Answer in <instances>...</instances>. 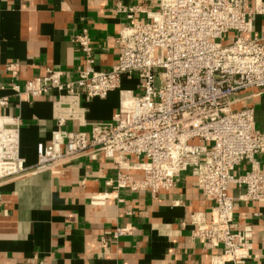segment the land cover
I'll list each match as a JSON object with an SVG mask.
<instances>
[{
	"label": "built area",
	"instance_id": "built-area-1",
	"mask_svg": "<svg viewBox=\"0 0 264 264\" xmlns=\"http://www.w3.org/2000/svg\"><path fill=\"white\" fill-rule=\"evenodd\" d=\"M118 5L126 23L120 33L121 52L109 71L95 69V46L88 30L76 35L83 68L74 80L64 73H45L17 84L0 83L22 101L52 93L57 129L50 146L37 145L38 163L28 170L20 154V120L0 116V183L26 174L50 172L82 157L102 155L118 166L115 191L148 192L157 198L192 172L201 195L213 206L210 219L193 214L192 237L208 250L221 249L211 264H246L253 249V228L235 221L231 187L244 190L248 202L264 203V133L256 127L252 106L237 108L239 95L264 93V39L252 37L254 17L264 15V0H159L158 10ZM144 15L146 20L139 17ZM13 76L18 65H9ZM124 78L138 80V91L122 88ZM118 91L120 107L111 121L89 122L84 103L106 100ZM8 97L0 108L9 107ZM69 122L90 131H67ZM136 163L129 164V158ZM251 169L235 171L243 163ZM138 171L134 179L124 171ZM109 195L95 196L102 204ZM1 198V195H0ZM117 228L112 241L131 234ZM105 243V239L102 240Z\"/></svg>",
	"mask_w": 264,
	"mask_h": 264
},
{
	"label": "crops",
	"instance_id": "crops-1",
	"mask_svg": "<svg viewBox=\"0 0 264 264\" xmlns=\"http://www.w3.org/2000/svg\"><path fill=\"white\" fill-rule=\"evenodd\" d=\"M250 4L253 0H248ZM137 0H0V83L17 84L42 76L46 69L74 80L83 68L76 35L88 30L95 46V69L109 71L117 63L120 33L126 23L118 5ZM146 11L158 10L159 0H141ZM139 20H146L145 16ZM264 39V15L254 17L251 35ZM18 65V74L7 70ZM122 88L138 91V80L124 78ZM10 104L0 116L20 120V154L32 170L38 163L37 145L50 146L57 129L52 104L57 93L40 98H20L0 91ZM237 108L255 109L256 127L264 133V93L252 89L239 95ZM89 122L111 121L120 107L119 92L106 100L84 103ZM67 131H86L69 122ZM256 160L264 170V156ZM136 159L129 158V164ZM247 162L235 171L243 175ZM118 166L102 155L82 157L56 174L41 172L0 183V264H211L221 249L208 250L192 237L193 214L210 219L213 204L196 186L192 172L181 175L176 187L153 198L148 192L115 191ZM141 179L138 171H124ZM109 195L102 204L95 196ZM235 221L253 228V249L246 264H264V203L245 201L244 190L231 187ZM132 228L131 234L112 241L117 228ZM105 239V243L102 241ZM232 264V263H228Z\"/></svg>",
	"mask_w": 264,
	"mask_h": 264
}]
</instances>
